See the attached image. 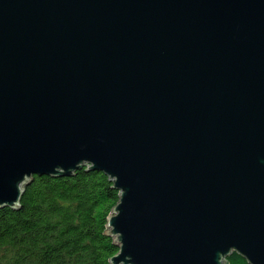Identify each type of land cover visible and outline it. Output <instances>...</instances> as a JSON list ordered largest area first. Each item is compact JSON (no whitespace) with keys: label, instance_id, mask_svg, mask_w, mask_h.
Listing matches in <instances>:
<instances>
[{"label":"water","instance_id":"water-1","mask_svg":"<svg viewBox=\"0 0 264 264\" xmlns=\"http://www.w3.org/2000/svg\"><path fill=\"white\" fill-rule=\"evenodd\" d=\"M85 167L112 264H264V0H0V208Z\"/></svg>","mask_w":264,"mask_h":264},{"label":"trees","instance_id":"trees-1","mask_svg":"<svg viewBox=\"0 0 264 264\" xmlns=\"http://www.w3.org/2000/svg\"><path fill=\"white\" fill-rule=\"evenodd\" d=\"M120 192L85 167L70 177H35L19 209L0 208V264H112L120 248L108 219ZM227 264H249L233 253Z\"/></svg>","mask_w":264,"mask_h":264}]
</instances>
